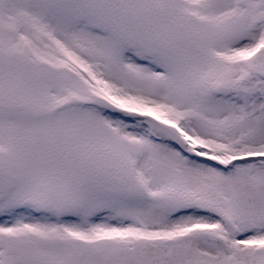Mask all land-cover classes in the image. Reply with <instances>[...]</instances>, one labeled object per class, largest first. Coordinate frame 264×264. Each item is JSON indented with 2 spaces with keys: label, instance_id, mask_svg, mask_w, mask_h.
<instances>
[{
  "label": "snow or ice",
  "instance_id": "1",
  "mask_svg": "<svg viewBox=\"0 0 264 264\" xmlns=\"http://www.w3.org/2000/svg\"><path fill=\"white\" fill-rule=\"evenodd\" d=\"M0 264H264V0H0Z\"/></svg>",
  "mask_w": 264,
  "mask_h": 264
}]
</instances>
